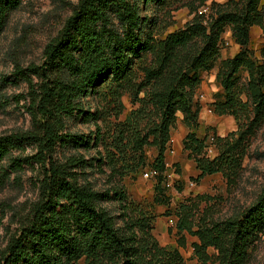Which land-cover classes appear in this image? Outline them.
Segmentation results:
<instances>
[{
  "label": "trees",
  "instance_id": "obj_1",
  "mask_svg": "<svg viewBox=\"0 0 264 264\" xmlns=\"http://www.w3.org/2000/svg\"><path fill=\"white\" fill-rule=\"evenodd\" d=\"M208 1L193 0V18L158 36V20L149 17L148 10L155 6L156 11L169 0H79L46 45L43 64L28 68L29 74L16 71L29 85L32 127L0 136V190L11 173L32 163L31 158L43 163L44 176L39 199L9 239L0 264H186L178 248L160 245L153 234L156 217L132 201L122 185L96 190L80 175L87 168L101 173L106 168L122 180L149 166L157 172L154 203L167 205L166 152L178 113L189 128L183 146L200 172L197 181L217 173L230 180L238 175L249 140L264 124V44L259 57L250 48L254 26L262 29L264 38V0L212 1L208 13L199 14ZM20 5L21 0H0V37ZM227 29L240 50L219 63L216 81L223 100L214 103V112L233 116L238 129L224 138L215 136L218 151L208 157L207 137L197 136L200 107L194 98L201 74L220 58ZM138 72L143 75L140 82ZM242 73L247 74L243 81ZM32 76L39 82L34 83ZM126 91L150 106L156 117L144 126L130 125L126 135V130L120 131L127 149L117 145L119 160L109 152L92 163L80 156L64 162L51 158L68 145L89 148L92 141L96 146L102 142L99 126L91 141L67 133V122L74 117L97 120L99 112L87 113L84 108L87 98L94 96L120 115ZM142 91L144 97L139 98ZM27 145H37L39 152L31 158L13 156ZM149 147L157 154L147 164ZM178 215L177 232L198 239L192 246L201 264H210L209 249L216 252V264H248L250 250L264 233V190L239 215L221 221L207 215L199 218L187 205ZM179 246H185L183 237Z\"/></svg>",
  "mask_w": 264,
  "mask_h": 264
},
{
  "label": "rangeland",
  "instance_id": "obj_2",
  "mask_svg": "<svg viewBox=\"0 0 264 264\" xmlns=\"http://www.w3.org/2000/svg\"><path fill=\"white\" fill-rule=\"evenodd\" d=\"M78 1L21 0L20 7L12 12L8 25L0 37V136L31 129L29 85L23 76L16 75V71L22 69L29 74L28 68L43 64L46 45L57 36ZM212 1L223 4L228 0H209L204 6L211 5ZM192 2L193 0H169L166 6L159 7L156 11L155 6H151L148 16L157 18L158 36L162 34L165 36L184 27L195 13L190 8ZM194 5L197 6L198 2ZM202 7H199V10ZM261 8L264 15V1ZM250 36V48L255 56L259 57L264 44L262 29L254 26ZM239 50L240 47L234 42L230 29H227L223 35L217 64L210 71L201 74V83L196 89L194 101L200 107L197 136L200 139L207 137L204 152L208 157L217 154L215 136L224 138L238 129L233 116L218 115L214 112V103L223 100V89L216 81L219 63L223 59L234 57ZM246 76V73H242L241 81ZM32 77L34 83L39 82L36 76ZM142 78V73L138 72L137 82ZM143 97L144 91L139 94V98ZM121 101L122 112L117 115V110L109 103L98 100L95 96L87 98L84 105L86 112H99L98 119L88 122L76 117L69 119L66 132L81 135L92 141L90 138H95L99 126L103 133V141L97 146L92 141L89 148H74L68 145L64 149H57L51 158L64 162L70 157L80 156L92 163L109 152L119 160L122 154L117 145L121 150L126 148L125 143L120 142V131L126 130V135L130 125L134 128L139 123L144 126L149 119L156 117L150 106L147 104L144 106L135 99L134 93L124 92ZM188 132L189 128L183 122L182 114L178 113L166 152L167 171L164 176L166 184H169L165 188L169 198L167 205L154 203L156 179L145 177L149 166L137 173L128 174L122 180L119 176L112 177L106 168L104 173L87 168L80 176L84 178L82 182H90L96 190H106L116 184L122 185L132 201L156 217L153 234L160 245L168 249L178 248L186 264H201L192 246L198 239L188 233L177 232L178 212L182 206L187 205L195 210L196 215L199 214V218L207 215L211 220L221 221L239 215L253 204L264 190V124L249 140L241 169L234 180L217 173L197 181L200 172L183 146V140ZM145 150L147 164H150L157 151L153 147ZM38 152L37 145H27L24 150L15 151L13 156L31 158ZM31 160L32 163L24 165L23 170L11 173L7 185L0 190V257L9 239L18 233L22 222L30 214L40 196L39 185L44 176L43 163H36L35 158ZM46 160L48 167L51 159L48 157ZM181 237L185 241L184 247L179 246ZM209 254L212 256L210 264H216L215 250L209 249ZM248 264H264V233L250 250Z\"/></svg>",
  "mask_w": 264,
  "mask_h": 264
},
{
  "label": "built area",
  "instance_id": "obj_3",
  "mask_svg": "<svg viewBox=\"0 0 264 264\" xmlns=\"http://www.w3.org/2000/svg\"><path fill=\"white\" fill-rule=\"evenodd\" d=\"M209 8H210V5L208 6H203L200 10H199V14H206L208 13L209 11ZM157 175V172L156 171H152V170H149L146 174H145V177H151V178H155V176ZM167 186H169V184H166Z\"/></svg>",
  "mask_w": 264,
  "mask_h": 264
}]
</instances>
